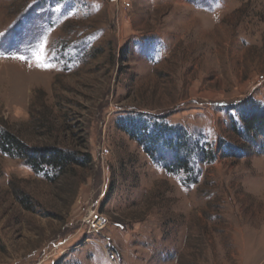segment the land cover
I'll return each mask as SVG.
<instances>
[{
  "label": "rangeland",
  "instance_id": "obj_1",
  "mask_svg": "<svg viewBox=\"0 0 264 264\" xmlns=\"http://www.w3.org/2000/svg\"><path fill=\"white\" fill-rule=\"evenodd\" d=\"M0 33V131L90 161L49 182L0 152V264H264V0H0ZM128 117L195 153L149 157Z\"/></svg>",
  "mask_w": 264,
  "mask_h": 264
},
{
  "label": "trees",
  "instance_id": "obj_2",
  "mask_svg": "<svg viewBox=\"0 0 264 264\" xmlns=\"http://www.w3.org/2000/svg\"><path fill=\"white\" fill-rule=\"evenodd\" d=\"M140 118L119 119L115 127L132 141L142 146L143 152L149 157L155 155V152H158L161 148L166 147L182 151V153H186L185 155L195 153L196 145L188 147V139L185 138L184 134L181 135L174 128L166 125L153 126V130L149 132L148 124ZM241 119L244 129L243 134L246 138L252 135L256 137L264 134V110L251 106V108L243 111ZM232 128L234 132V125ZM0 152L21 160L33 173L44 178H51L49 182H53L60 176L75 170L74 168H86L90 162L89 156L80 155L79 152H65L55 147L28 148L24 146L18 137L8 131H0ZM198 152L202 157L207 156L210 160L214 158L213 153L204 152L202 149ZM179 158H176L171 164L169 163L168 167H164L165 171L178 173L177 170L181 169L180 171L189 173V158ZM20 201L24 202L25 206L29 204L26 196L20 198Z\"/></svg>",
  "mask_w": 264,
  "mask_h": 264
},
{
  "label": "built area",
  "instance_id": "obj_3",
  "mask_svg": "<svg viewBox=\"0 0 264 264\" xmlns=\"http://www.w3.org/2000/svg\"><path fill=\"white\" fill-rule=\"evenodd\" d=\"M107 153V151H104ZM107 224V221L102 216H95L94 218H88L87 225L90 232H97L103 229Z\"/></svg>",
  "mask_w": 264,
  "mask_h": 264
},
{
  "label": "snow or ice",
  "instance_id": "obj_4",
  "mask_svg": "<svg viewBox=\"0 0 264 264\" xmlns=\"http://www.w3.org/2000/svg\"><path fill=\"white\" fill-rule=\"evenodd\" d=\"M3 35H4L3 33H0V37H3Z\"/></svg>",
  "mask_w": 264,
  "mask_h": 264
},
{
  "label": "bare ground",
  "instance_id": "obj_5",
  "mask_svg": "<svg viewBox=\"0 0 264 264\" xmlns=\"http://www.w3.org/2000/svg\"><path fill=\"white\" fill-rule=\"evenodd\" d=\"M93 217V214H90V218H92Z\"/></svg>",
  "mask_w": 264,
  "mask_h": 264
}]
</instances>
